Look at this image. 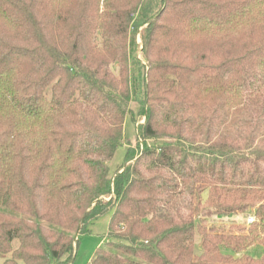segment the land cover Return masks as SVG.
I'll use <instances>...</instances> for the list:
<instances>
[{"label":"trees","instance_id":"1","mask_svg":"<svg viewBox=\"0 0 264 264\" xmlns=\"http://www.w3.org/2000/svg\"><path fill=\"white\" fill-rule=\"evenodd\" d=\"M107 215L88 264H264V0H0V264Z\"/></svg>","mask_w":264,"mask_h":264},{"label":"rangeland","instance_id":"2","mask_svg":"<svg viewBox=\"0 0 264 264\" xmlns=\"http://www.w3.org/2000/svg\"><path fill=\"white\" fill-rule=\"evenodd\" d=\"M140 39H138L139 41ZM133 110L137 111V105L134 103L132 104ZM142 120L141 122H143ZM138 123L132 120V116H128L125 122V133H124V143L121 147H119L115 153L114 158L109 163L111 175L113 172L122 164L124 160L125 153L128 147H135L137 144V132ZM152 143V141H148ZM254 215L253 209H245L240 211L237 215L232 217H224L220 219L216 216H211L207 218L206 224L207 225H216L222 226L227 230L234 231L235 233H243L246 230L250 222L248 218ZM252 223V222H251ZM109 225V215L100 218L96 221L91 227L90 231L86 233H81L79 235L78 247L76 249V256L74 261L71 264H88V262L94 257L95 251L98 247L103 246L107 241L108 238L106 237ZM246 232V231H245ZM200 244V237L196 235L195 240V252L197 253L199 250ZM263 249L261 246L257 245L247 252L248 254L259 257L262 253Z\"/></svg>","mask_w":264,"mask_h":264},{"label":"built area","instance_id":"3","mask_svg":"<svg viewBox=\"0 0 264 264\" xmlns=\"http://www.w3.org/2000/svg\"><path fill=\"white\" fill-rule=\"evenodd\" d=\"M248 221L251 223V222H253L254 221V217L253 216H250L249 218H248Z\"/></svg>","mask_w":264,"mask_h":264}]
</instances>
